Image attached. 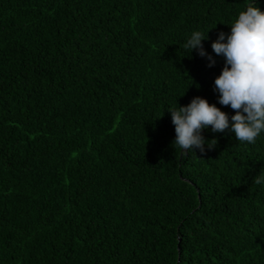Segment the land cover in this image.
I'll use <instances>...</instances> for the list:
<instances>
[{
	"label": "trees",
	"instance_id": "obj_1",
	"mask_svg": "<svg viewBox=\"0 0 264 264\" xmlns=\"http://www.w3.org/2000/svg\"><path fill=\"white\" fill-rule=\"evenodd\" d=\"M252 2L0 0V264H264V132L185 152L168 112L235 114L211 44Z\"/></svg>",
	"mask_w": 264,
	"mask_h": 264
},
{
	"label": "clouds",
	"instance_id": "obj_2",
	"mask_svg": "<svg viewBox=\"0 0 264 264\" xmlns=\"http://www.w3.org/2000/svg\"><path fill=\"white\" fill-rule=\"evenodd\" d=\"M207 33L192 32L183 47L189 54L195 50L209 61L208 67H213L215 60L202 43ZM211 48L216 56L224 58L221 73L214 80L217 102L230 106L235 114L229 117L200 97H194L187 106L170 108L175 131L172 144L185 152L198 149L204 153L206 144L209 150L215 146V139L205 141L201 134L209 126L213 133L230 129L236 140L247 144H254L264 132V12L256 6V0L238 14L230 34L218 33ZM253 183H264V173L254 177Z\"/></svg>",
	"mask_w": 264,
	"mask_h": 264
}]
</instances>
